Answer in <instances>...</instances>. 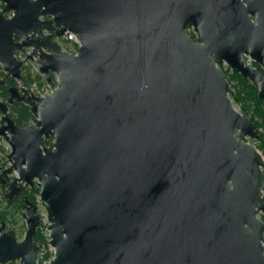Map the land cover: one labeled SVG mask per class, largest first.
Returning <instances> with one entry per match:
<instances>
[{
  "label": "water",
  "instance_id": "water-1",
  "mask_svg": "<svg viewBox=\"0 0 264 264\" xmlns=\"http://www.w3.org/2000/svg\"><path fill=\"white\" fill-rule=\"evenodd\" d=\"M0 3V67L18 85L0 100L4 172L13 195L38 188L54 249L45 264H264V160L248 141L259 132L222 68L264 102V0ZM66 33L75 54L52 40ZM27 60L55 78L50 94L27 90ZM14 102L33 116L26 127L9 116ZM25 219L8 259L28 264L32 204Z\"/></svg>",
  "mask_w": 264,
  "mask_h": 264
},
{
  "label": "flooded vegetation",
  "instance_id": "flooded-vegetation-1",
  "mask_svg": "<svg viewBox=\"0 0 264 264\" xmlns=\"http://www.w3.org/2000/svg\"><path fill=\"white\" fill-rule=\"evenodd\" d=\"M250 18H251V21L254 22L253 16L250 15ZM188 34L194 41H197L196 34L194 33V30L192 28L188 30ZM52 35H53L52 40L57 41L59 45L61 46L62 38L57 39L54 34ZM20 39L21 38L19 37H15L16 41H19ZM29 54H30V50L24 49L18 55V59L24 60ZM28 62H31V60L25 61L22 69L24 67H27ZM249 63L256 70L262 71L261 65L255 63L254 61H250V60H249ZM8 79L10 78L6 77L5 73H4V76L0 78V88H7L8 97L4 100L1 99L2 101H5V102H7L10 97L9 89L12 87L18 86L11 79L10 80L14 83V85H8L7 83ZM26 87L28 86L26 85ZM12 104L9 105V109ZM8 113H9V110H8ZM9 153L0 159V264H23L22 258H17L15 260H11L10 258L8 259V252L10 251V248H11V239H12L13 234L15 236L17 243H22L25 240V236L27 232V223H26L25 215L27 213V209L30 206V204H32L35 207V215L39 216L40 224L37 227L36 233L32 239V244H33V247H31L32 250L29 249L30 253L33 252L34 250V258L32 261L31 259L28 258L27 263L28 264H45L50 259L44 260L43 257L41 256V250H42L43 244L40 243L39 235H38L39 230L43 226V222H42L41 215L39 212L38 201L37 199H34V196H32L33 190L37 187L36 185L29 186V185L23 184L21 187L19 186L17 187L18 190L16 194L14 195L12 194L13 192L12 179H11L12 174L4 172L10 167V164H11L10 159H9Z\"/></svg>",
  "mask_w": 264,
  "mask_h": 264
},
{
  "label": "trees",
  "instance_id": "trees-1",
  "mask_svg": "<svg viewBox=\"0 0 264 264\" xmlns=\"http://www.w3.org/2000/svg\"><path fill=\"white\" fill-rule=\"evenodd\" d=\"M1 8H3L2 5H0V10ZM224 72L227 81L229 82L233 90V95L231 96L232 102L240 104V112L246 113L254 122L259 132V137L256 141V148L259 151H264V102L259 99L255 86L248 79L243 78L240 74L232 72L229 69H226ZM3 76L4 73L2 71V68L0 67V78ZM22 76L27 86L35 81L38 82L39 86H42L44 83L40 75L36 74L35 76H33L30 73L28 67H24L22 69ZM7 83L8 85H14V83L10 79L7 80ZM7 97V88H0V100H4ZM9 116L19 127H26L29 124V121L33 120V116L30 111L22 106V104L17 102L10 106ZM44 145L50 146L51 140H45ZM32 193V196H34V199H36V197L39 195L38 188H35ZM261 219L264 221V215L261 216ZM43 230H45V228H41L38 233L41 244L46 243L42 232ZM50 258L51 256L48 254L43 257L44 260H49Z\"/></svg>",
  "mask_w": 264,
  "mask_h": 264
},
{
  "label": "built area",
  "instance_id": "built-area-1",
  "mask_svg": "<svg viewBox=\"0 0 264 264\" xmlns=\"http://www.w3.org/2000/svg\"><path fill=\"white\" fill-rule=\"evenodd\" d=\"M78 45H79V42L73 34L66 33L62 37L61 47L63 48L64 52L69 53V54H75L76 48ZM55 87H56V81H54V83H52V84L46 82L42 86H39L36 82H34L31 85V88H28L29 89L28 91L37 97H44L45 95L50 94ZM0 140L2 141V144H0V145H2V151H5L6 154H8L10 152V146L1 137H0ZM1 157H3V156H1ZM42 228H45V227H42ZM42 232H43V236L46 240V243L43 244V246H42L41 256L44 257L45 255L48 254L51 256V258H50V260H51L53 257V254H54V249L49 245V236H48L47 229L43 230Z\"/></svg>",
  "mask_w": 264,
  "mask_h": 264
},
{
  "label": "rangeland",
  "instance_id": "rangeland-1",
  "mask_svg": "<svg viewBox=\"0 0 264 264\" xmlns=\"http://www.w3.org/2000/svg\"><path fill=\"white\" fill-rule=\"evenodd\" d=\"M0 5H2L1 3H0ZM3 6V5H2ZM2 9V8H1ZM6 16H11V14H7ZM27 67L29 68V70H30V73L33 75V76H35L36 74H39V72H38V70H37V68L34 66V64L32 63V62H28V65H27ZM222 68L224 69V70H226V69H229V67L227 66V65H225V64H223L222 65ZM230 70V69H229ZM231 71V70H230ZM233 72V71H232ZM54 81H56L55 80V78H53V83H54ZM36 82V81H35ZM44 83H43V85L46 83L45 81H43ZM34 83V82H33ZM32 83V84H33ZM37 84H38V82H36ZM32 84H30V85H28V87H26L27 88V90H29L28 88H31V85ZM39 85V84H38ZM233 105H234V108L236 109V110H238L239 112H240V107H241V105L240 104H236V103H233ZM248 141L249 142H251L252 144H254L255 146L257 145V140H250V139H248ZM0 144H2V141L0 140ZM260 153H261V155L263 156V160H264V151H259ZM5 154H6V152L5 151H2V145H0V159L2 158L1 156H5ZM264 167V166H263ZM36 199H37V201H38V205H39V212H40V215H41V219H42V222H43V226L42 227H45V230H46V227H47V219H46V210H45V205L40 201V198H39V195L36 197ZM263 214H260L259 215V217L261 218V216H262Z\"/></svg>",
  "mask_w": 264,
  "mask_h": 264
},
{
  "label": "bare ground",
  "instance_id": "bare-ground-1",
  "mask_svg": "<svg viewBox=\"0 0 264 264\" xmlns=\"http://www.w3.org/2000/svg\"><path fill=\"white\" fill-rule=\"evenodd\" d=\"M262 170H263V168H262Z\"/></svg>",
  "mask_w": 264,
  "mask_h": 264
}]
</instances>
